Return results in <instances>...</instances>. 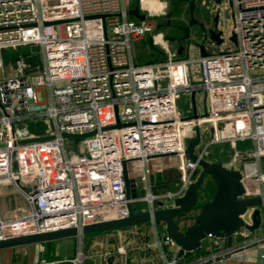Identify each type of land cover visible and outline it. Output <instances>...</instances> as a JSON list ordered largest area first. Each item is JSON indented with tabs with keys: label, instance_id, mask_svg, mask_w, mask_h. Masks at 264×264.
Segmentation results:
<instances>
[{
	"label": "built area",
	"instance_id": "built-area-1",
	"mask_svg": "<svg viewBox=\"0 0 264 264\" xmlns=\"http://www.w3.org/2000/svg\"><path fill=\"white\" fill-rule=\"evenodd\" d=\"M229 2L231 29L224 21L227 10L220 6L222 41H213L225 50L210 53L206 45L208 56L139 63L136 43L154 30L153 16L170 11L166 1L151 0L148 8L145 0H0V69L4 49L31 44L41 48L36 70L25 72L17 60L15 70L0 77V187H12L25 205L12 215L0 212V239L80 229L126 215L125 170L134 205L140 200L148 207L157 201L171 205L199 171L186 154L196 121L179 109L182 92L202 90L205 95V114L197 122L209 123L215 138L199 145L200 157L207 158L209 144L227 142L235 151L223 163L236 169L244 157L237 145L250 141L253 149L247 156L264 158V0ZM135 5L144 20L129 14ZM39 118L47 128L29 133L27 123ZM222 123L227 137L221 136ZM89 132L93 134L74 138V147L66 145L73 137L63 133ZM167 156L178 160L179 186L135 197L134 168ZM250 174H244V181ZM257 177L264 182V173ZM152 223L162 228L160 245L175 244L163 224ZM251 233L246 228L234 232L233 237L242 238L234 248L208 234L198 254L192 255L193 250L168 257L162 251L161 256L164 264H222L237 249L264 242ZM83 237H77L81 247ZM115 252L126 251L121 245ZM86 258L80 248L74 257H43L39 264H83Z\"/></svg>",
	"mask_w": 264,
	"mask_h": 264
},
{
	"label": "water",
	"instance_id": "water-1",
	"mask_svg": "<svg viewBox=\"0 0 264 264\" xmlns=\"http://www.w3.org/2000/svg\"><path fill=\"white\" fill-rule=\"evenodd\" d=\"M217 2H220V0H217ZM177 4V2L173 3L175 8ZM194 4L195 1L192 0L191 13H193ZM129 14L140 20L145 19V14L140 12L138 5L129 9ZM171 14L172 11H169L165 15L167 24L171 22ZM193 17L188 26L183 27L186 32L185 35L176 41L189 38V27L197 22ZM222 33V30L217 28V25L208 30L210 40L216 44L221 43ZM231 39L236 41L234 34ZM149 41L153 46L151 37ZM193 46L197 48L199 55L208 56L209 52L204 42L193 44ZM183 49L184 47L181 45L178 53H182ZM150 62H153V60ZM195 96L196 92L193 91L191 93L193 115L190 117L195 119L196 124L194 126V136L187 142L186 154L190 160L198 163L199 171L197 177L189 184L184 194L174 198L171 205L168 206L163 201H157L147 209L139 210L131 201V185L125 170L126 196L129 199L126 215L86 224L80 229L78 227H68L0 239V249L15 248L31 243H51L63 238L78 237L80 234L88 235L108 232L155 221L164 225L168 237L178 246L177 257H179L185 252L200 248L208 234L225 239L227 246L230 247L233 242L234 232L242 228L250 231L259 229L262 224L264 211V193L248 195L244 184V173L241 169L227 168L221 160H211L200 157L197 154V149L202 142V133L201 126L197 122L200 115L197 113ZM117 126H120V123ZM92 134L93 132L85 134L63 133V136L81 138ZM206 175L212 176L215 192L209 200L201 203L195 221L185 229H181L177 223V218L180 214L190 213L199 206V189L204 184ZM115 258L113 254L108 255L104 258V263L120 264L115 263Z\"/></svg>",
	"mask_w": 264,
	"mask_h": 264
},
{
	"label": "rangeland",
	"instance_id": "rangeland-1",
	"mask_svg": "<svg viewBox=\"0 0 264 264\" xmlns=\"http://www.w3.org/2000/svg\"><path fill=\"white\" fill-rule=\"evenodd\" d=\"M168 3L170 9L173 7V3H178V10L171 15V23L173 25L181 24V25H188L192 19H190L188 10H189V2L186 0H162ZM136 4V1L134 2ZM204 5H207L206 9ZM222 8L227 10L226 19H224L225 24L231 29L230 24L232 21L231 15V5L229 0H225L222 3ZM217 7L214 5H210L208 3L203 4L202 0H196L195 8L192 13L193 18L197 21L196 23L190 25V37L192 38L191 41H197L198 43L203 42L200 37V28L197 24L200 22H204L207 28L213 26L211 18L214 16L215 10ZM169 9H166L165 14L155 15L153 16L154 19V30L151 32L149 36H151L153 46L150 45L149 36H147L144 40L138 41L136 43V51H137V62L144 63L148 62L151 59L154 60H163L167 57H175V58H185L187 56L197 57L198 55H191L186 54L187 49L189 48L187 42L189 38H186L185 41L182 42L181 45L186 47V50L180 54L177 53V48L179 46L178 43L174 41L167 40V35H173L177 37L182 36L181 30L175 27H167V18L166 14L168 13ZM209 16V17H208ZM190 19V20H189ZM157 25H163V28L158 29ZM202 36V35H201ZM229 42V40H228ZM205 43V42H204ZM208 47L210 53H215L218 50H225V45H215V43L206 42L205 43ZM4 54V68L0 69V77L9 75L12 72V69L15 70L17 60H20L23 63L24 71L25 72H33L36 68L41 64V48L39 45H24L18 46L16 48H6L3 51ZM193 69L195 72H198L200 69V65L198 62L192 64ZM204 92L202 90H198L196 92V107L197 113L199 115L205 114V105H204ZM178 106L180 111L185 117H190L193 115V105L191 100V93L190 92H182L180 97L178 98ZM216 118V117H214ZM210 124L206 123L201 126V133H202V142L201 146H204L210 140L215 138L214 131L210 128ZM47 128V122L43 118H39L27 123L26 130L29 133H42ZM22 131H25L24 127L20 128ZM208 129V132H206ZM221 136L227 137V128L226 124H220ZM194 136V129H192L188 135V140ZM77 139L70 138L66 140V145L70 148L74 147L75 142ZM199 147V148H200ZM237 150L240 151L242 154H247L249 151L252 150L251 142H239V146ZM235 151L229 143L227 142H214L209 144L208 146V156L207 158L211 160H221V161H228L230 155H232ZM263 161V160H262ZM264 163V162H263ZM264 171V168H263ZM181 182V172L179 169L178 160L173 156L162 157L156 160L155 162H151L146 168L142 165L138 164L132 173V189L133 194L135 197H144L149 190L152 192H166L168 190L176 189ZM7 192L5 195L0 194V206L1 209L7 213L9 210V202L13 200V189L10 186H4ZM215 192V185L211 175H206L204 184L199 189V206L195 208L192 212L187 214H180L177 218V223L181 229H185L188 225L192 224L195 221V218L200 210L201 203L209 200ZM139 210H145L148 207V204L144 200H140L136 204ZM95 240H100L101 238L97 236L96 238L93 237ZM131 240V239H130ZM57 241V240H56ZM76 238H64L60 239V244L68 242L70 247L73 248L75 244ZM53 242V241H52ZM56 244V242H55ZM54 244V245H55ZM77 252L80 250V247L77 243ZM85 247V246H84ZM83 252H88L87 248H83Z\"/></svg>",
	"mask_w": 264,
	"mask_h": 264
},
{
	"label": "crops",
	"instance_id": "crops-1",
	"mask_svg": "<svg viewBox=\"0 0 264 264\" xmlns=\"http://www.w3.org/2000/svg\"><path fill=\"white\" fill-rule=\"evenodd\" d=\"M150 3L151 0H146L145 4L149 5ZM151 7V5L148 6V8ZM186 54L194 56L199 55L197 48L192 44ZM214 117L215 116L212 118ZM238 146L239 143L237 147ZM251 148L253 149L252 143ZM249 152L247 154H249ZM247 154H244V157L238 160L237 168L241 169L244 174L251 173L250 178L245 179L244 184L248 194H257L261 190H264V182L257 177L258 173H264V158L254 160L249 158ZM231 157L232 155L229 156L228 160L231 159ZM6 192V188L0 187L1 195H5ZM13 192V200L8 204V212L5 213L0 206V212L2 215H12V213H17L16 209H24V200L14 189ZM161 229V227L157 228L152 222H148L108 232L84 235L82 246L83 248L86 247L88 252H84L87 255V258L83 264H104V258H106V255L112 254L116 257L115 262H121L122 264H164V259L161 256L162 251H166L165 253L168 257L171 255H177L178 246L176 244L160 245L159 241L162 237V233H160ZM251 232L252 236L264 237V211L260 228ZM97 236L101 238V241L93 239V237L96 238ZM75 238L76 241L73 248L70 247L68 242L60 244V240H57L51 243H31L17 246L15 248L0 249V264H39L43 257L49 260L74 257L78 249L77 243L81 248L78 238ZM241 240V237H233L231 247H236ZM121 245L124 246L126 251L123 254L115 252L117 251V247ZM224 246L228 247L225 239ZM198 253L199 249H196L192 252V255ZM222 264H264V242L259 245L252 244L237 249L236 253L227 257Z\"/></svg>",
	"mask_w": 264,
	"mask_h": 264
},
{
	"label": "flooded vegetation",
	"instance_id": "flooded-vegetation-1",
	"mask_svg": "<svg viewBox=\"0 0 264 264\" xmlns=\"http://www.w3.org/2000/svg\"><path fill=\"white\" fill-rule=\"evenodd\" d=\"M182 1V0H181ZM186 1H188L189 2V10H188V13H189V16H190V19H191V17H192V13H191V1L192 0H186ZM195 2H196V0H194ZM202 2H203V4H205V3H208V4H210V5H214L215 7H217V9L220 7V6H222V3H223V0H220V2H217V0H202ZM204 7H205V9H206V7H207V5H204ZM178 8H179V6H178V4H177V7L175 8L174 7V5H173V7H172V9H170V11H172V14L173 13H175L177 10H178ZM194 8H195V4H194ZM215 10V13H214V16L211 18V21H212V23H213V26L212 27H215V25H217V28H220V13H219V11L218 10ZM193 11H194V9H193ZM171 14V15H172ZM209 17V16H208ZM189 19V20H190ZM189 23V22H188ZM199 23L200 24H197L198 26H199V28H200V37H201V39L203 40V42H213L212 40H210V38H209V34H208V30L210 29V28H212V27H210V28H207L206 26H205V24H204V22H200L199 21ZM166 26L167 27H175V28H177V29H179V30H181V32H182V36L181 37H177V36H173V35H167L166 36V38H167V40H170V41H174V42H176V43H180L179 44V46H178V48H177V51H178V49H179V47L181 46V44H182V42L183 41H185V39L184 40H180V41H176L178 38H182L184 35H185V31L183 30V27H185L186 25H181V24H176V25H173L171 22H170V24H166ZM188 26V25H187ZM191 27V26H190ZM189 27V28H190ZM157 28L158 29H160V28H163V25H157ZM202 35V36H201ZM151 36H149V38H150ZM191 37H190V30H189V40L187 41V42H190L191 41ZM196 43H198L197 41H191L190 43H188V45L190 46L191 44L193 45V44H196ZM183 47H184V51L186 50V47L184 46V45H182ZM153 47V46H152ZM189 49V48H188ZM188 49H187V51H188Z\"/></svg>",
	"mask_w": 264,
	"mask_h": 264
},
{
	"label": "trees",
	"instance_id": "trees-1",
	"mask_svg": "<svg viewBox=\"0 0 264 264\" xmlns=\"http://www.w3.org/2000/svg\"><path fill=\"white\" fill-rule=\"evenodd\" d=\"M88 235H91V234H88Z\"/></svg>",
	"mask_w": 264,
	"mask_h": 264
},
{
	"label": "bare ground",
	"instance_id": "bare-ground-1",
	"mask_svg": "<svg viewBox=\"0 0 264 264\" xmlns=\"http://www.w3.org/2000/svg\"><path fill=\"white\" fill-rule=\"evenodd\" d=\"M146 1V0H145ZM195 122V121H194Z\"/></svg>",
	"mask_w": 264,
	"mask_h": 264
}]
</instances>
